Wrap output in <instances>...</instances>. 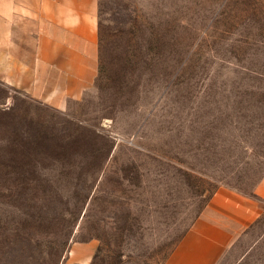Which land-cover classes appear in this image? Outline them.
I'll return each instance as SVG.
<instances>
[{
  "label": "rangeland",
  "instance_id": "obj_1",
  "mask_svg": "<svg viewBox=\"0 0 264 264\" xmlns=\"http://www.w3.org/2000/svg\"><path fill=\"white\" fill-rule=\"evenodd\" d=\"M96 31L77 98L0 73V264H79L90 241L87 264H164L216 190L255 198L264 0H97ZM259 203L217 264H264Z\"/></svg>",
  "mask_w": 264,
  "mask_h": 264
},
{
  "label": "crops",
  "instance_id": "obj_2",
  "mask_svg": "<svg viewBox=\"0 0 264 264\" xmlns=\"http://www.w3.org/2000/svg\"><path fill=\"white\" fill-rule=\"evenodd\" d=\"M24 23L32 25L24 34L33 43L30 64L26 45L16 41ZM96 27L97 0H0L2 78L22 88L30 83L36 93L45 92L39 85L46 87L56 79L64 88L58 89L61 95L79 97L97 72ZM28 77L31 82L25 81ZM253 194L257 199L228 188L216 190L164 264H217L261 214L264 176ZM95 248L93 241L72 247L69 261L87 264Z\"/></svg>",
  "mask_w": 264,
  "mask_h": 264
},
{
  "label": "trees",
  "instance_id": "obj_3",
  "mask_svg": "<svg viewBox=\"0 0 264 264\" xmlns=\"http://www.w3.org/2000/svg\"><path fill=\"white\" fill-rule=\"evenodd\" d=\"M250 196H252V197H256L254 194H251Z\"/></svg>",
  "mask_w": 264,
  "mask_h": 264
}]
</instances>
